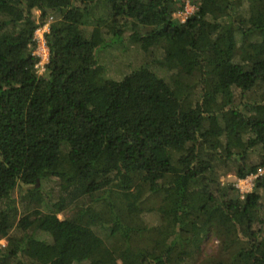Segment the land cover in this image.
Segmentation results:
<instances>
[{
	"label": "trees",
	"instance_id": "trees-1",
	"mask_svg": "<svg viewBox=\"0 0 264 264\" xmlns=\"http://www.w3.org/2000/svg\"><path fill=\"white\" fill-rule=\"evenodd\" d=\"M133 24L142 65L105 76ZM259 169L264 0H0V264H264V174L221 184Z\"/></svg>",
	"mask_w": 264,
	"mask_h": 264
},
{
	"label": "rangeland",
	"instance_id": "rangeland-1",
	"mask_svg": "<svg viewBox=\"0 0 264 264\" xmlns=\"http://www.w3.org/2000/svg\"><path fill=\"white\" fill-rule=\"evenodd\" d=\"M195 9H196L195 5L186 3L185 12L178 13L176 15V18L185 21L186 16L191 15L195 11ZM34 13L35 15H37V17H39L38 12L35 11ZM134 30H135V25L133 24L132 26H130V28L127 30L125 34V41L123 42L124 46L122 48L119 47V45H117V46H113L112 48H108L107 50H101L98 53L99 64L100 65L102 64L105 67V68L103 67L104 72L106 71L105 76L120 80L126 75H128L134 68L142 65L141 60L145 59L144 57L145 55L141 53L138 50L137 45L130 40ZM39 33L41 35L42 32L40 31ZM157 53H159V56L163 55L162 50H159ZM247 180L248 178L243 181L238 180L234 176V173H229L227 176L221 177V184L235 185V187L240 190V194L245 195L253 191L251 182H247ZM260 194L263 200V207H262V211L259 213V217H258L259 221L257 226L263 229V235H264V191H261ZM152 207L155 208V206ZM153 210L155 209H152V211ZM152 211L146 214V220L151 224H156L158 218L156 214H152ZM60 218L64 219V215H61ZM262 241L264 243V236ZM0 244L6 246L5 241H1ZM197 247H198L197 250L198 256H200V258L211 257L212 255L218 254L220 251L219 241L217 237L212 233H209L205 238H203L200 242H198Z\"/></svg>",
	"mask_w": 264,
	"mask_h": 264
},
{
	"label": "built area",
	"instance_id": "built-area-1",
	"mask_svg": "<svg viewBox=\"0 0 264 264\" xmlns=\"http://www.w3.org/2000/svg\"><path fill=\"white\" fill-rule=\"evenodd\" d=\"M53 19L49 20V22L47 24H45L44 26L40 27L37 34L35 35V39L37 42V49L35 54H37L40 57V62L38 63L37 67L39 69V71L41 70V72L44 71L45 69V65L46 63H48L49 61V49L46 43V38L45 35L46 33L49 32V24ZM42 32L41 35L39 32ZM264 171L263 169H259L258 173L255 175H251L247 182H253L254 180H256L259 176L263 175Z\"/></svg>",
	"mask_w": 264,
	"mask_h": 264
},
{
	"label": "clouds",
	"instance_id": "clouds-1",
	"mask_svg": "<svg viewBox=\"0 0 264 264\" xmlns=\"http://www.w3.org/2000/svg\"><path fill=\"white\" fill-rule=\"evenodd\" d=\"M38 30H39V29H38ZM263 174H264V173H263ZM254 175H255V174H254ZM250 176H251V175H250ZM250 176H249V177H250ZM249 177H248V178H249ZM246 179H247V178H246ZM246 179H245V180H246ZM241 181H243V180H241ZM254 182H255V180L251 183L252 187H254Z\"/></svg>",
	"mask_w": 264,
	"mask_h": 264
}]
</instances>
